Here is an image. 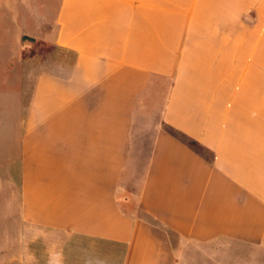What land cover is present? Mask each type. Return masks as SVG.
<instances>
[{"label":"crops","instance_id":"crops-1","mask_svg":"<svg viewBox=\"0 0 264 264\" xmlns=\"http://www.w3.org/2000/svg\"><path fill=\"white\" fill-rule=\"evenodd\" d=\"M1 7L0 264H264V0Z\"/></svg>","mask_w":264,"mask_h":264},{"label":"rangeland","instance_id":"rangeland-1","mask_svg":"<svg viewBox=\"0 0 264 264\" xmlns=\"http://www.w3.org/2000/svg\"><path fill=\"white\" fill-rule=\"evenodd\" d=\"M4 9L3 7L0 8V51L3 48L4 54L3 56H6L9 52H10V48L9 45L12 44V40H16L18 34H6L4 32V28H3V21H4ZM28 36V35H27ZM32 37V36H29ZM38 38V43L40 44V46L38 47L39 52H46L48 50V47L46 46L44 41H41L39 37ZM2 44H5V48L3 46H1ZM43 44V45H42ZM45 44V45H44ZM24 45H30L29 41H25L23 42V46ZM34 46H31L29 49L33 48ZM27 50V52H25V56H29L30 54V50ZM8 104V103H5ZM3 105V103H2ZM9 105L5 106L6 107V111L8 112L10 108H8ZM8 115V113H7ZM6 120H9V117L7 116ZM5 155V153H4ZM8 156H12L11 154L6 155V157ZM121 205L123 207V209L126 212H130V213H135L138 211V207L137 204L134 200L129 201V202H125L123 200V198L121 197ZM0 215L2 216V213H0ZM61 238H63L61 235L57 234V233H52V232H40L39 231V238H38V243H37V249H38V264H52V259L48 254V251L52 250L54 247L58 246L57 249L60 250V244H61Z\"/></svg>","mask_w":264,"mask_h":264},{"label":"trees","instance_id":"trees-1","mask_svg":"<svg viewBox=\"0 0 264 264\" xmlns=\"http://www.w3.org/2000/svg\"><path fill=\"white\" fill-rule=\"evenodd\" d=\"M171 132L173 133V135H175L177 138H179L181 141H183L187 145H189V146H191V147H193L195 149H199V150L201 149V147L195 141H193L191 138H189L185 134H183V133H181V132H179L177 130H174V129H171Z\"/></svg>","mask_w":264,"mask_h":264},{"label":"water","instance_id":"water-1","mask_svg":"<svg viewBox=\"0 0 264 264\" xmlns=\"http://www.w3.org/2000/svg\"><path fill=\"white\" fill-rule=\"evenodd\" d=\"M23 41H34V38L29 37V36H25V37H23Z\"/></svg>","mask_w":264,"mask_h":264}]
</instances>
